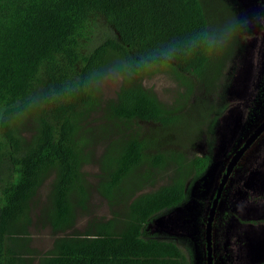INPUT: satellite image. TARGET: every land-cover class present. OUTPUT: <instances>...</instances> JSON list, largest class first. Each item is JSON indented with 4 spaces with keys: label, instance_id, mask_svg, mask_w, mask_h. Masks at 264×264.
<instances>
[{
    "label": "trees",
    "instance_id": "16d2710c",
    "mask_svg": "<svg viewBox=\"0 0 264 264\" xmlns=\"http://www.w3.org/2000/svg\"><path fill=\"white\" fill-rule=\"evenodd\" d=\"M213 29L205 0H0L1 264L32 253L31 214L48 180L36 221L55 238L38 264H187L175 242L151 237L146 225L186 201L187 180L202 176L211 158L151 152L154 141L131 127L177 120L179 107L161 102L145 79L173 77L186 97L195 81H219L228 43ZM108 74L121 83L103 100ZM201 107L210 130L227 105ZM99 144L93 188L111 217L92 218L79 233L75 221L92 186L85 167ZM160 172L168 182L142 192Z\"/></svg>",
    "mask_w": 264,
    "mask_h": 264
},
{
    "label": "rangeland",
    "instance_id": "374dc122",
    "mask_svg": "<svg viewBox=\"0 0 264 264\" xmlns=\"http://www.w3.org/2000/svg\"><path fill=\"white\" fill-rule=\"evenodd\" d=\"M205 1L215 37L220 43H228L219 81L209 88L206 83L194 80L193 90L186 97L185 87L173 77L161 74L145 79L143 85L152 89L161 102L179 107L177 120L165 128L153 123L131 127V132L138 131L147 142L154 141V146L149 148L151 152L174 151L182 154L185 160L194 156L211 158L202 176L187 180L186 201L155 216L146 225L151 237L175 242L187 264L205 262L202 239L213 192L231 157L264 119V0ZM223 3L233 13L234 24L230 21L231 14L222 12ZM120 83V77L105 75L100 86L102 99H114ZM224 104L226 110L208 130L203 119L205 111L202 113L198 109L202 106L205 110L210 105L218 108ZM100 115L97 113L90 118L92 126L99 122ZM103 149L104 145L99 144L92 161L85 167L92 186L88 190L87 210L77 215L75 221L74 230L79 233L92 218L106 220L111 217L112 210L94 189L97 159ZM168 177L164 172L155 174L142 192L166 184ZM49 184L50 180L39 189L37 205L31 214L30 246L37 253L50 249L55 238L49 227L36 221L40 209L47 204ZM213 245L215 264H264V134L244 153L226 183L216 211Z\"/></svg>",
    "mask_w": 264,
    "mask_h": 264
},
{
    "label": "flooded vegetation",
    "instance_id": "af4514ba",
    "mask_svg": "<svg viewBox=\"0 0 264 264\" xmlns=\"http://www.w3.org/2000/svg\"><path fill=\"white\" fill-rule=\"evenodd\" d=\"M264 122V119L262 122H260L259 124H257V126L253 129V131L249 134V136L244 140V142L238 147L237 151L239 149H241L243 146H244V143L247 141V139L252 136L255 131L258 130V128L263 124ZM262 134H264V130L262 132H260L257 137L254 139V141L250 144V146L243 152V154L241 155V157L239 158V160L237 161L236 165H238V162L241 160V158L244 156V153L247 152V150L262 136ZM236 151V152H237ZM235 152V153H236ZM228 165V163H227ZM227 165L226 167L223 169L222 173H221V176H220V179H219V183L215 189V191L213 192V195H212V200H211V203H210V208H209V211L211 209V206H212V203L213 201L216 199V196H217V189L219 187V184L220 182L222 181L223 179V175L226 171V168H227ZM236 165L232 168L231 172L229 173L228 175V178H227V181L230 180L231 176L233 175V171L236 169ZM226 181V183H227ZM226 183L224 184L223 188L221 189V192L219 194V197L217 199L218 203H217V206H216V209H215V212H214V215H213V219L211 221V227H210V233L209 235L207 236V225H208V217H209V211L207 213V217H206V220H205V228H204V234H203V239H202V242H203V248H204V256H205V262H203V264H208V255H210V258H211V264H215V260H214V245H213V226H214V222H215V219H216V211H217V207L219 206V203L222 199V196L226 190ZM187 188V186H186ZM185 191H187V189H185ZM227 249L229 250L230 249V244L228 243V245H226ZM186 258V257H185ZM187 260V259H186ZM188 262V261H187ZM200 264V263H199Z\"/></svg>",
    "mask_w": 264,
    "mask_h": 264
},
{
    "label": "water",
    "instance_id": "95a60500",
    "mask_svg": "<svg viewBox=\"0 0 264 264\" xmlns=\"http://www.w3.org/2000/svg\"><path fill=\"white\" fill-rule=\"evenodd\" d=\"M264 130V122L263 124L258 128L257 131H255V133L250 136L247 141L244 143V146L239 149L232 157L231 159L229 160L228 162V165H227V168H226V171L223 175V179L222 181L220 182L219 184V187L217 189V196H216V199L213 201L212 203V206H211V209L209 211V217H208V225L206 226L207 227V236L209 235L210 233V227H211V221L213 219V215H214V212H215V209H216V206H217V199L219 197V194L221 192V189L223 188L224 184L226 183L227 181V178H228V175L229 173L231 172L232 168L236 165L237 161L239 160V158L241 157V155L243 154V152L250 146V144L254 141V139L257 137V135L262 132ZM177 208V207H176ZM208 264H211V258H210V255H208Z\"/></svg>",
    "mask_w": 264,
    "mask_h": 264
},
{
    "label": "crops",
    "instance_id": "0c3cea01",
    "mask_svg": "<svg viewBox=\"0 0 264 264\" xmlns=\"http://www.w3.org/2000/svg\"><path fill=\"white\" fill-rule=\"evenodd\" d=\"M29 248L31 250V254H28L26 255L25 257H23L22 259L24 260L23 263H18L16 260H17V256H10L8 258H5L7 259V261H5L3 264H38V258H37V252H36V249L35 248H32L30 246V243H29ZM1 264V263H0Z\"/></svg>",
    "mask_w": 264,
    "mask_h": 264
}]
</instances>
